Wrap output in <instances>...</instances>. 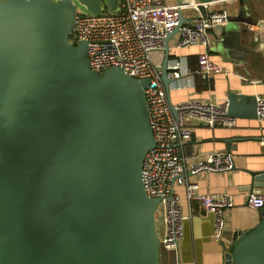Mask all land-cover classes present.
I'll use <instances>...</instances> for the list:
<instances>
[{
  "label": "water",
  "instance_id": "95a60500",
  "mask_svg": "<svg viewBox=\"0 0 264 264\" xmlns=\"http://www.w3.org/2000/svg\"><path fill=\"white\" fill-rule=\"evenodd\" d=\"M79 1L99 11L98 0ZM211 1L198 0L201 14ZM249 14L241 4L228 22L256 24ZM74 20L71 0H0V264H160V199L142 180L155 145L148 80L91 69L87 42L69 41ZM175 31L157 66L173 113ZM257 110L255 95L228 93L229 117L259 118ZM259 211L251 230L234 233L225 264H264Z\"/></svg>",
  "mask_w": 264,
  "mask_h": 264
},
{
  "label": "built area",
  "instance_id": "2783aa9c",
  "mask_svg": "<svg viewBox=\"0 0 264 264\" xmlns=\"http://www.w3.org/2000/svg\"><path fill=\"white\" fill-rule=\"evenodd\" d=\"M98 1V12L79 1L90 13L75 12L69 41L87 42L89 64L95 71L119 67L133 77L148 80L144 94L155 145L143 160L142 180L146 192L160 199L156 212L161 221V228H157L160 249L178 248L182 222L189 217L181 212V199L176 192L178 186L184 187L188 201L198 200L204 214L213 216V236L221 239L225 232V211L232 208L233 197L226 193L200 192L198 184L190 182L187 176L227 171L233 167L232 155L229 152H211L203 157H190L182 154L180 148L190 137L186 119H196L210 127L228 123L231 117L226 114V103L188 99L172 104L173 113L157 66L161 62L164 39L178 27L179 46L203 47L197 55L195 72L202 78L223 72L222 65L209 54V32L228 23V11L226 8L206 10L192 21L180 23L183 10L199 11L198 3L167 5L165 0H117L116 7L110 9L108 0ZM186 73L184 62L178 60L168 68L167 78L175 83ZM175 87L179 88L180 84H175ZM256 101L257 112L264 118V96L256 97ZM245 203L251 209L264 211L263 194L250 191L246 194Z\"/></svg>",
  "mask_w": 264,
  "mask_h": 264
},
{
  "label": "crops",
  "instance_id": "0c3cea01",
  "mask_svg": "<svg viewBox=\"0 0 264 264\" xmlns=\"http://www.w3.org/2000/svg\"><path fill=\"white\" fill-rule=\"evenodd\" d=\"M198 3V0L195 1ZM167 5H178L177 0H165ZM244 4L249 17L256 24L228 22L210 31V56L222 65L224 71L209 78H202L195 71L200 45L179 46L180 33L175 31L168 40L171 67L178 60L184 62L188 73L180 81L169 83V99L172 104L198 99L214 103H226L230 91L264 96V0H213L206 10L226 8L229 16H235ZM183 16L188 22L201 14L200 10L187 8ZM225 31V32H224ZM229 33V34H228ZM227 40L224 43V37ZM163 53L160 55L162 62ZM160 62V63H161ZM180 87H175V84ZM168 96V95H167ZM190 137L181 145L186 156H205L211 152H228L233 167L218 173L201 172L188 175L190 182L198 184L200 192L226 193L233 197V206L225 211V232L221 239L213 236L214 218L204 214L198 200L188 201L184 187L178 186L181 212L189 217L182 222V236L177 249H160V264H225L236 231H249L261 219L259 210L247 207L246 194L250 191L264 195V182L256 180L264 171V118L231 117V121L207 126L196 119H186ZM156 226L161 221L156 217Z\"/></svg>",
  "mask_w": 264,
  "mask_h": 264
},
{
  "label": "rangeland",
  "instance_id": "374dc122",
  "mask_svg": "<svg viewBox=\"0 0 264 264\" xmlns=\"http://www.w3.org/2000/svg\"><path fill=\"white\" fill-rule=\"evenodd\" d=\"M73 5L75 6L76 13H85L89 14L90 11L86 9L84 5H82L78 0H72Z\"/></svg>",
  "mask_w": 264,
  "mask_h": 264
}]
</instances>
